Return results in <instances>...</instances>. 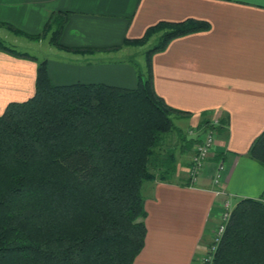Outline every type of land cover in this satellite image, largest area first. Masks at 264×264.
I'll list each match as a JSON object with an SVG mask.
<instances>
[{
  "label": "trees",
  "instance_id": "trees-1",
  "mask_svg": "<svg viewBox=\"0 0 264 264\" xmlns=\"http://www.w3.org/2000/svg\"><path fill=\"white\" fill-rule=\"evenodd\" d=\"M0 25L58 50L91 51L60 43L66 15L51 14L34 35ZM209 29L193 19L161 21L140 39L125 40V46H143L159 35L146 52V77L138 70L132 89L54 85L46 60L0 39L1 52L36 63L34 95L8 103L0 114V264H134L147 233L143 184L173 173V153L161 158L158 150L176 131L173 117L189 115L156 94L151 58L172 40ZM202 124L204 132L221 135L227 120ZM247 156L264 167V131ZM212 264H264L263 201L235 204Z\"/></svg>",
  "mask_w": 264,
  "mask_h": 264
},
{
  "label": "crops",
  "instance_id": "crops-1",
  "mask_svg": "<svg viewBox=\"0 0 264 264\" xmlns=\"http://www.w3.org/2000/svg\"><path fill=\"white\" fill-rule=\"evenodd\" d=\"M51 14L66 15L60 43H48L54 59H46L54 85L103 83L132 89L137 64L130 58L142 46L123 45L143 37L158 22L193 19L207 22L208 31L172 40L151 58L156 94L176 110L179 127L165 137L158 152L173 153V173L166 181L146 182V237L134 264H200L218 223L224 196L264 202V167L247 152L264 131V0H0V22L27 33L42 31ZM7 45L32 42L0 25ZM12 40L13 44L6 40ZM24 41V42H21ZM133 49V50H131ZM36 63L0 51V114L10 102L34 95ZM226 119V132L195 182L189 180L195 147L204 138L203 122ZM186 121L187 123H184ZM190 144L182 137L198 135ZM225 169L219 185L215 169Z\"/></svg>",
  "mask_w": 264,
  "mask_h": 264
},
{
  "label": "built area",
  "instance_id": "built-area-1",
  "mask_svg": "<svg viewBox=\"0 0 264 264\" xmlns=\"http://www.w3.org/2000/svg\"><path fill=\"white\" fill-rule=\"evenodd\" d=\"M218 120H214L213 124H216ZM216 133L213 130H207L204 132V138L200 144L195 147L194 153L190 162L189 180L191 183L195 182L200 173L202 172L204 165L208 159L209 154L215 146ZM225 166L223 162H219L215 169L213 182L215 185H219L221 177L224 172ZM217 195L224 196V200L221 204V210L218 215V223L214 230L212 240L206 251V255L201 260L200 264H212L214 253L221 240V237L225 231L226 225L230 219L231 213L235 204H232L231 199L222 191H217Z\"/></svg>",
  "mask_w": 264,
  "mask_h": 264
},
{
  "label": "rangeland",
  "instance_id": "rangeland-1",
  "mask_svg": "<svg viewBox=\"0 0 264 264\" xmlns=\"http://www.w3.org/2000/svg\"><path fill=\"white\" fill-rule=\"evenodd\" d=\"M2 40V39H1ZM9 43L13 44L12 40H6ZM44 43H41L39 45H30V46H16L19 45L14 43V46H11L12 48L16 49L17 52L20 53H26L29 56H32L33 58L38 59L39 61L46 60V59H54L53 54L49 50L48 42L47 40H42ZM159 41V35H154L149 42L146 45H143L142 47H139L136 49L137 54L133 56V58H130V61H134L137 64V69L142 73L144 77H146V69H147V62H146V52L153 48ZM24 42V41H21ZM25 43V42H24ZM9 46V45H8ZM133 50V49H131ZM173 121L175 126L178 128L179 123L175 117H173ZM184 123H187L184 121ZM232 204L234 205L235 202L233 201Z\"/></svg>",
  "mask_w": 264,
  "mask_h": 264
},
{
  "label": "water",
  "instance_id": "water-1",
  "mask_svg": "<svg viewBox=\"0 0 264 264\" xmlns=\"http://www.w3.org/2000/svg\"><path fill=\"white\" fill-rule=\"evenodd\" d=\"M198 136H199V134L198 135L189 136V137H187V140H190V139L195 140V138H197Z\"/></svg>",
  "mask_w": 264,
  "mask_h": 264
}]
</instances>
